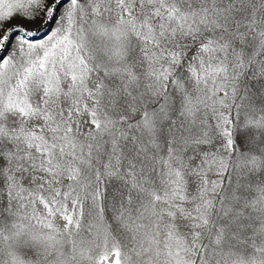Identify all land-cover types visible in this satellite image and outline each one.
<instances>
[{
  "label": "snow or ice",
  "instance_id": "snow-or-ice-1",
  "mask_svg": "<svg viewBox=\"0 0 264 264\" xmlns=\"http://www.w3.org/2000/svg\"><path fill=\"white\" fill-rule=\"evenodd\" d=\"M0 264H264V0H0Z\"/></svg>",
  "mask_w": 264,
  "mask_h": 264
},
{
  "label": "rangeland",
  "instance_id": "rangeland-1",
  "mask_svg": "<svg viewBox=\"0 0 264 264\" xmlns=\"http://www.w3.org/2000/svg\"><path fill=\"white\" fill-rule=\"evenodd\" d=\"M12 23L16 24V23H25V22L21 21V20H13ZM28 27L33 28V29L39 28L40 27V22L38 21L36 24L28 25ZM47 31H48V28H47V26H45L41 31H38L36 33V37L37 38H43Z\"/></svg>",
  "mask_w": 264,
  "mask_h": 264
}]
</instances>
